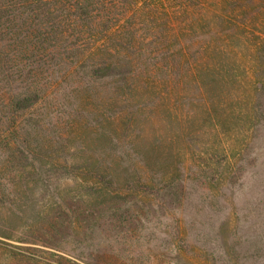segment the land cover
Wrapping results in <instances>:
<instances>
[{
	"label": "trees",
	"instance_id": "1",
	"mask_svg": "<svg viewBox=\"0 0 264 264\" xmlns=\"http://www.w3.org/2000/svg\"><path fill=\"white\" fill-rule=\"evenodd\" d=\"M175 1L178 5L171 12L155 8L157 2L147 3L139 14L141 27L152 35L145 38L136 27L137 11L120 24L131 0H0V254L14 253L4 251L2 244L18 240L16 234L29 224L22 217L30 216L35 188L46 185L44 172L64 166L68 173L81 172L82 165L61 160L67 137L54 130V123L62 115L67 121L81 112L85 84L93 76L114 78L120 91L131 96L151 98L157 85L181 106L185 98L188 103L189 97L196 98L190 111L192 131L210 123L217 139L221 134L238 139L251 121L248 132L258 126L264 114V0ZM72 16L85 36L79 46L86 48L87 39L93 43L83 49L86 58L79 67L84 79L67 87L73 66L62 70L61 64L68 57L63 55ZM234 46L241 51L246 47L250 55L241 64V72L250 77L241 81L234 70ZM56 103L58 117L43 126L44 114ZM168 114L172 124L173 113ZM136 119L131 118L133 126ZM115 127L119 131V122ZM98 136L94 142L102 148L105 138ZM140 137L133 139L144 170L132 172L131 166L123 167L117 160V170L107 172L106 179V172L99 171L101 163L95 161L86 173L95 177L103 173L107 186L122 184L129 196L141 200L181 182L184 161L175 142L160 141L155 133L150 140L140 142ZM201 170L210 185L224 180Z\"/></svg>",
	"mask_w": 264,
	"mask_h": 264
},
{
	"label": "rangeland",
	"instance_id": "2",
	"mask_svg": "<svg viewBox=\"0 0 264 264\" xmlns=\"http://www.w3.org/2000/svg\"><path fill=\"white\" fill-rule=\"evenodd\" d=\"M155 2V8L159 5L170 12L178 5L175 0H131L120 24L137 11L139 36L151 38V32L141 27L139 14L147 3ZM71 19L76 18H70L63 55L68 57L61 64L62 70L73 66L67 87L84 79L79 66L86 58L84 50L93 43L87 39L86 48L79 46L85 36L79 34V22ZM150 44L146 41L145 47ZM233 48L234 70L241 81L250 77L241 72L242 61L250 55L246 47ZM89 81L81 112L67 121L62 115L54 123V130L67 137L61 160L82 165L81 172L68 173L66 166L44 172L46 185L35 188L30 216L22 217L29 224L16 234L18 240L1 243L4 251L14 253H1L0 264H264V114L248 132L253 123L249 122L238 139L224 134L217 139L210 123L192 131L190 111L196 98L189 97V103L185 98L181 106L154 84L150 98L121 92L114 78L93 76ZM57 107L56 103L44 114L43 126L58 117ZM167 112L173 113L172 124ZM134 115L136 126L131 120ZM153 133L159 134L160 141H174L184 161L183 180L172 188L164 187L155 198L141 200L129 196L122 184L107 186L103 173L98 177L86 173L95 161L101 163L99 171L106 172V179L110 178L107 172L117 170V160L123 167L131 166L132 172L144 170L133 136H141V142ZM98 135L105 138L102 148L94 142ZM199 168L224 177L223 182L210 185ZM35 178L40 179L38 174Z\"/></svg>",
	"mask_w": 264,
	"mask_h": 264
}]
</instances>
